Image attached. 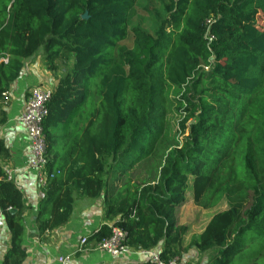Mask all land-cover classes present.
Here are the masks:
<instances>
[{"label": "trees", "instance_id": "16d2710c", "mask_svg": "<svg viewBox=\"0 0 264 264\" xmlns=\"http://www.w3.org/2000/svg\"><path fill=\"white\" fill-rule=\"evenodd\" d=\"M136 2L0 0V124L26 59L41 52L57 79L43 120L53 177L39 232L69 221L77 192L104 199L110 224L87 237L95 243L119 228L130 249L158 250L165 264H193L191 249L209 252L207 264H264V0H158L151 32L132 26ZM170 87L182 143L157 176L134 179L163 135ZM0 154L10 156L3 141ZM190 188L196 205L228 207L187 244L177 212ZM0 210L11 234L2 264H23L24 196L1 164Z\"/></svg>", "mask_w": 264, "mask_h": 264}, {"label": "crops", "instance_id": "0c3cea01", "mask_svg": "<svg viewBox=\"0 0 264 264\" xmlns=\"http://www.w3.org/2000/svg\"><path fill=\"white\" fill-rule=\"evenodd\" d=\"M59 74V73H58ZM57 83L55 73L46 69L42 53L25 60L19 78L14 81L9 92V105L5 107L7 121L0 124V141L9 150L8 158L0 154V164L4 171L12 170V181L24 196V232L22 246L27 256L23 264H58L59 255H69L81 264H109L115 258L98 247V243L88 240L81 244L83 237H89L104 224H110L105 216L104 199L81 197L75 192L74 211L64 225L40 234L37 213L44 195V188L38 184L37 173L31 167L30 142L19 116L28 97L29 90L36 85L54 89ZM190 238L186 236L188 244ZM11 246V234L6 219L0 210V264ZM197 249H191L184 257L193 264H207ZM125 261H139L144 256L136 252L128 254ZM203 260V261H202Z\"/></svg>", "mask_w": 264, "mask_h": 264}, {"label": "rangeland", "instance_id": "374dc122", "mask_svg": "<svg viewBox=\"0 0 264 264\" xmlns=\"http://www.w3.org/2000/svg\"><path fill=\"white\" fill-rule=\"evenodd\" d=\"M148 2L151 5L149 7V10L147 11L144 9V6H146ZM152 11H154V13ZM157 11H159L161 15H164L162 7L158 3V0H137L132 12V26L140 25L142 28L150 32L153 31L155 29V26L157 25ZM131 43V40L125 42L126 45H131ZM66 68L67 66H65L64 70ZM178 98V90L174 87H170L165 98L166 119L164 123L163 135L158 140L153 154L146 160L136 163L130 169L129 172L131 173L134 179H139L142 176H157L160 166L163 162V158L167 151L170 148L179 146L182 143L184 134H182L180 131L179 122L180 120H182L183 115L181 114L179 105L176 102ZM121 180L122 175L118 173L114 174L112 188H117V186L122 182ZM187 196V202L178 209L177 219L179 223L187 224L189 226L190 230L187 234V237L189 238L193 234L200 233L204 229L210 218L216 212L225 210L228 207L227 202L225 200L221 201L216 207H213L211 209H205L196 205L193 201L191 188L188 191ZM206 256L207 258H209V252L202 254L203 260Z\"/></svg>", "mask_w": 264, "mask_h": 264}, {"label": "built area", "instance_id": "2783aa9c", "mask_svg": "<svg viewBox=\"0 0 264 264\" xmlns=\"http://www.w3.org/2000/svg\"><path fill=\"white\" fill-rule=\"evenodd\" d=\"M6 60V59H4ZM52 89L45 86H33L28 93V97L24 104L23 111L19 116V122L24 126L27 137L30 142L31 167L37 173L38 184L44 187L49 178L53 177L46 169V140L43 130V120L48 113L47 103L51 97ZM7 180L13 179V171L5 172ZM87 237H83L81 244L87 243ZM126 233L119 228H114L112 235L109 238L98 243V247L115 258V261L109 264H125V258L128 254L136 252L155 262L156 264H165L159 257L158 250H138L135 251L125 245ZM58 264H81L69 255H59L57 258ZM168 264H177L176 260Z\"/></svg>", "mask_w": 264, "mask_h": 264}, {"label": "water", "instance_id": "95a60500", "mask_svg": "<svg viewBox=\"0 0 264 264\" xmlns=\"http://www.w3.org/2000/svg\"><path fill=\"white\" fill-rule=\"evenodd\" d=\"M86 17H87V14L84 15V18H86Z\"/></svg>", "mask_w": 264, "mask_h": 264}]
</instances>
